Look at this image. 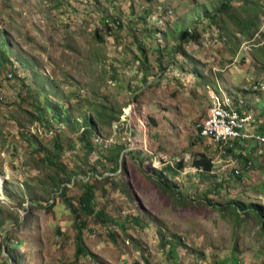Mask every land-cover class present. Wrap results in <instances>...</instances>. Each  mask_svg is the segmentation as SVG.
<instances>
[{
	"label": "rangeland",
	"instance_id": "1",
	"mask_svg": "<svg viewBox=\"0 0 264 264\" xmlns=\"http://www.w3.org/2000/svg\"><path fill=\"white\" fill-rule=\"evenodd\" d=\"M222 1L0 0V264H264L261 145L250 143L254 164L238 179L196 129L208 86L246 90L263 101L251 114L264 113V93L253 91L264 82V0H233L225 14ZM106 13L120 26H105ZM56 139L63 170L45 159ZM118 154L122 170L112 173ZM202 155L215 159L210 174L194 165ZM71 172L125 177L126 191L107 185V200L96 187L118 224L82 218L93 256L76 257L75 215L61 192L50 209L29 210ZM74 182L69 198L80 194Z\"/></svg>",
	"mask_w": 264,
	"mask_h": 264
},
{
	"label": "trees",
	"instance_id": "2",
	"mask_svg": "<svg viewBox=\"0 0 264 264\" xmlns=\"http://www.w3.org/2000/svg\"><path fill=\"white\" fill-rule=\"evenodd\" d=\"M233 0H223L221 2V4H219L217 11L219 13L225 14L228 13L231 10V3ZM168 8V7H167ZM164 9L166 10V8L164 7ZM143 15L140 17V20H142ZM147 17L144 16V27L143 30H151L152 28L147 26L149 25L147 23V21L145 20ZM212 19L214 20V18L212 17ZM116 22L121 24V20L119 18H113L111 15H109L108 13H106V15H104L102 17V23L108 24L111 22ZM239 23L238 24H245V22L240 21L238 19ZM119 24V26H120ZM160 23L158 22H154L152 23V27L153 26H159ZM241 33H243V35H247V37H250V35L244 30V29H240ZM194 35L191 34H185L181 37L182 40L186 41L190 38H193ZM251 38V37H250ZM1 58H3V56H1ZM92 134V130L90 128V122L87 121L86 122V128H84L83 133H82V137L81 140H83V144H84V148L87 149V151L91 152L94 150V147L92 145V143L90 141H88V136ZM240 142L237 143L236 147H239ZM62 151V144L60 141H58V139H56L54 141V152L52 154H49L45 157L46 162L49 165L55 166L57 168H59L60 170H63L62 168H60L57 165L56 159H57V153H60ZM125 151V150H124ZM232 151H229V153H231ZM129 153V152H128ZM235 153H238L237 150L232 152V155L235 156ZM254 156L255 154L250 153V156L247 158V160L245 161V168L247 169H252L253 164H254ZM120 157L119 154L117 156L113 158H110V160H113V171L112 173H117L118 169L120 168L122 170V165L120 162ZM148 158V157H146ZM145 158V161H146ZM144 161V162H145ZM248 163H251L252 166L251 167H247ZM195 167H197V169L200 171V173H204V174H210L212 172V160L207 158L206 156L202 155L200 160L195 161L194 163ZM183 168V166L181 164L178 165V171H180ZM168 169L171 171L172 167L168 165ZM95 171L97 172L95 169L92 170V172ZM91 172V173H92ZM123 172V171H122ZM122 172H120L119 174H122ZM173 172V171H172ZM163 172L161 171H157L155 177V180H157V177H159ZM175 173H177L175 171ZM69 174V177L67 176ZM117 174V175H119ZM75 177V184L76 182H78L77 188L80 191L79 196H75V197H71L76 203L77 205L75 206V203L72 202V199L69 198L66 195V192L68 191V188L66 187L67 185H69V183L71 182L72 178ZM112 177L114 176H106V174H101V175H92L90 177H82V179H80L78 177V173H66L64 177H60L57 176L56 180H52L51 183V187L49 192L51 194V199L47 198L46 200L42 199V200H34L31 199L30 202H32V208L30 207L29 210H34L37 208H46V209H50V201L56 199V194L58 192H61L60 195H62L61 197L63 198L64 202L66 201V204L69 206L71 212L75 215V229L77 230V234L75 236L76 238V257H88V256H93L92 252L87 248L85 241H84V231L87 229V220L82 219L84 218H90L92 217L94 219L95 222H100L104 225H107L108 223H114V224H118L119 222L114 220L112 218V216L102 207H99L98 205V200H97V196L96 195V187L97 186H101V190H102V195L105 198V200H107V189L106 186L109 185L112 188H116V187H120L121 185V189L120 191H126V186L123 185L125 183L124 178L121 180H114L112 179ZM89 178V180L87 179ZM238 179L241 178L240 176L237 177ZM160 186L161 183L159 181H156ZM59 195V196H60ZM69 198V199H68ZM251 206H255V207H259L257 205H251ZM78 207V208H77ZM242 208V207H240ZM244 210V209H243ZM264 219V216H261V219ZM127 222L129 224H132L133 222L137 221L135 218H126ZM4 221L0 220V226H2V223ZM21 223V221L18 223V225ZM264 223V222H263ZM123 227V229L126 230V224H122L121 225ZM7 240V239H6ZM9 240V238H8Z\"/></svg>",
	"mask_w": 264,
	"mask_h": 264
},
{
	"label": "built area",
	"instance_id": "3",
	"mask_svg": "<svg viewBox=\"0 0 264 264\" xmlns=\"http://www.w3.org/2000/svg\"><path fill=\"white\" fill-rule=\"evenodd\" d=\"M169 13L171 11L166 16H169ZM115 23L112 21L105 26ZM207 93L210 105L206 117L197 123V133L219 150L220 154L215 159L224 163L223 172L230 170L234 175H240L241 169L238 168L237 159L232 156V152L238 150V142L247 147L248 142L254 141L264 147V135L258 132L259 121L255 115L247 114V101L241 94L226 92L221 87L209 89ZM251 166L252 164L248 163L247 167Z\"/></svg>",
	"mask_w": 264,
	"mask_h": 264
},
{
	"label": "crops",
	"instance_id": "4",
	"mask_svg": "<svg viewBox=\"0 0 264 264\" xmlns=\"http://www.w3.org/2000/svg\"><path fill=\"white\" fill-rule=\"evenodd\" d=\"M231 72H233V71H231ZM221 86L220 85H218V88H220ZM236 88H232V89H230L231 91H234V92H238V91H240V92H247L246 90L244 91L243 89H241V88H238V89H236ZM251 107V108H250ZM246 110V112H247V114H251L252 112H254L255 113V111H254V108L250 105V106H247L246 108H245ZM253 111H252V110ZM264 109V108H263ZM258 120H259V124H260V129L258 130V132H260L262 135H264V113H261L260 114V116H259V118H258ZM263 125V126H262ZM262 127H263V129H262ZM250 143H252V142H248V146L247 147H245V146H243V144L240 142V145H239V147H238V150H237V152L238 153H235V157H236V159H237V166H238V168H240L241 169V174H243L244 173V170H245V161H246V159H247V155H250V153H253V154H255L252 150H251V148L253 147V144H251L250 145ZM259 153H261V154H263L264 153V147H260V151H259ZM246 170H251V169H246ZM254 171H252V172H250V174L251 173H253ZM240 174V175H241ZM259 175H260V171H259ZM261 176V175H260ZM248 178V177H247ZM262 178V177H261ZM263 179V178H262ZM263 182H264V180H263ZM242 184H243V182H242ZM261 199H264V195L263 194H261L260 196H259ZM247 211L249 212V214L252 212V211H255V212H257V213H259V211H257V210H255V209H252V208H248L247 209ZM262 215L264 216V214L262 213ZM263 221H264V219H263ZM250 230H251V232H250V235H249V238H248V240H251L252 238H254L255 236H252V233H253V230H254V228L253 229H251V228H249ZM245 233L247 234V230H245ZM248 235V234H247ZM251 241H255L254 239H252ZM238 263H239V261H237Z\"/></svg>",
	"mask_w": 264,
	"mask_h": 264
},
{
	"label": "clouds",
	"instance_id": "5",
	"mask_svg": "<svg viewBox=\"0 0 264 264\" xmlns=\"http://www.w3.org/2000/svg\"><path fill=\"white\" fill-rule=\"evenodd\" d=\"M222 88V87H221ZM209 89H219L218 88V86H215V87H210V86H208L207 87V92H208V90ZM223 89V88H222ZM225 90V89H224ZM226 91V90H225ZM253 91L255 92V93H257V92H263L264 93V82H261V83H258V84H256L255 86H253ZM227 92V91H226ZM229 93H239V94H241L245 99H246V101H247V99H250V101H247V106H252L253 108H254V111L256 112L257 111V107L255 106V103L257 102V101H262L260 98H255L254 100H252L251 98H249L248 96H246V95H244L243 93H241V92H234V91H231V92H229ZM207 95H208V93H207ZM209 98V97H208ZM210 101V100H209ZM263 102V101H262ZM251 108V107H250ZM252 110V109H251ZM253 111V110H252ZM259 117H257V119H258ZM259 121V120H258ZM252 142H254V141H252ZM130 153V152H129ZM143 154V153H142ZM143 156H144V158H146V157H148L149 158V156L147 155V154H143ZM233 156V155H232ZM234 158H235V156H233ZM148 158H146V160H148ZM213 161V160H212ZM146 162V161H145ZM145 162H144V164H145ZM212 164H213V162H212ZM245 169H247V168H245ZM120 170V168L118 169V171ZM118 173V172H117ZM233 174V173H232ZM234 175V174H233ZM238 176V175H237Z\"/></svg>",
	"mask_w": 264,
	"mask_h": 264
}]
</instances>
